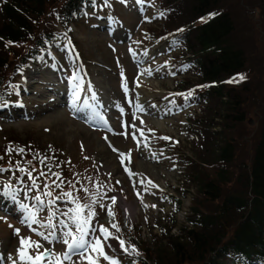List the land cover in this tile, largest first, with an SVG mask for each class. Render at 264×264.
Segmentation results:
<instances>
[{"label": "rangeland", "instance_id": "1", "mask_svg": "<svg viewBox=\"0 0 264 264\" xmlns=\"http://www.w3.org/2000/svg\"><path fill=\"white\" fill-rule=\"evenodd\" d=\"M65 1L49 5L23 47L4 56L1 264H133L135 255L144 257L130 242L151 247L158 228L170 226L176 236L186 227L197 187L186 175L189 162L198 169L200 158L189 127L212 116L209 144H218L225 128L213 113L221 104L202 102L198 92L205 85L178 40L186 19H168L161 11L167 0H91L85 14L62 26L55 15ZM217 1V11L234 25L229 42L245 58L228 99L239 93L240 109L228 110L225 120L243 116L224 135L233 145L229 189L239 186V167L248 162L264 118V0ZM40 39L45 46L19 71L17 59ZM89 89L96 100L89 104L102 115L95 121L91 108L84 110L85 123L72 113L77 103L88 105ZM132 104L139 108L134 120ZM83 238L85 244L78 241Z\"/></svg>", "mask_w": 264, "mask_h": 264}, {"label": "trees", "instance_id": "2", "mask_svg": "<svg viewBox=\"0 0 264 264\" xmlns=\"http://www.w3.org/2000/svg\"><path fill=\"white\" fill-rule=\"evenodd\" d=\"M56 1L0 0V73L6 59L4 56L7 53L14 55L23 47L22 42L26 41L37 19L44 16L48 6ZM167 1L170 5L165 4L161 11L169 16L168 19H186L180 26L179 44L193 61L198 84L205 85L198 92L204 95L202 102L211 101L208 104L212 107L221 104L213 115L219 117L217 123L225 131H218V144L213 139L209 144V137L215 134L210 132L212 116L204 118L200 125L195 121L189 127L191 135L198 139L196 151L200 152L197 154L200 156L198 169L189 162L190 176L186 175L188 181L197 183L196 205H191L186 227L181 228L176 236L170 234L168 226L165 230L158 228L151 247L146 243L130 242L132 250H138L144 257L143 260L135 255L133 264H146L147 261L149 264H264V118L261 131L251 144L248 162L239 167V186L235 184L226 188L231 175L228 164L233 145L224 135L243 119L239 113L238 117H233V123L225 122L228 110L240 109L239 93L231 95L232 100L228 99L230 89L238 83L232 80L242 73L245 63L243 50L229 42L234 25L226 12L217 11V0H178L182 6L176 9L170 3L176 0ZM90 4L91 0H66L58 9L55 20L66 26L67 22L85 14L82 9ZM49 39L45 42H50ZM44 46L41 39L32 41L30 49L24 51V57L20 55L17 59L18 66L21 68L28 61L34 62L37 51ZM1 84L0 80V87ZM203 201L216 202L218 206L204 210L198 206Z\"/></svg>", "mask_w": 264, "mask_h": 264}, {"label": "bare ground", "instance_id": "3", "mask_svg": "<svg viewBox=\"0 0 264 264\" xmlns=\"http://www.w3.org/2000/svg\"><path fill=\"white\" fill-rule=\"evenodd\" d=\"M135 103H136V105H135V107L137 106H141V96H139L138 97V100L137 101H135ZM92 108H91V112H90V114H94L95 116H97V115H101V112L96 108V106H91ZM91 118V117H90ZM151 121L154 123V124H156V126H158L159 125V123H160V121L159 120H157V119H154V118H151ZM162 123V122H161ZM165 124V123H164ZM113 206V205H112ZM109 209V208H108ZM107 209V213L109 212V210ZM125 215H128V211H127V209H125ZM129 216L131 217V215L129 214ZM24 220V219H23ZM18 252H19V250H18Z\"/></svg>", "mask_w": 264, "mask_h": 264}, {"label": "water", "instance_id": "4", "mask_svg": "<svg viewBox=\"0 0 264 264\" xmlns=\"http://www.w3.org/2000/svg\"><path fill=\"white\" fill-rule=\"evenodd\" d=\"M45 255H46V253L43 254V256H45Z\"/></svg>", "mask_w": 264, "mask_h": 264}]
</instances>
